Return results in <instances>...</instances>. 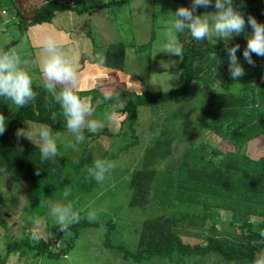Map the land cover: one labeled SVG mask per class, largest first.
<instances>
[{
	"label": "trees",
	"instance_id": "trees-1",
	"mask_svg": "<svg viewBox=\"0 0 264 264\" xmlns=\"http://www.w3.org/2000/svg\"><path fill=\"white\" fill-rule=\"evenodd\" d=\"M125 1L100 4L96 0H83L74 10L80 14L90 13L94 8L109 7L113 3L120 5ZM256 1L234 0V5ZM66 8L70 7H52L48 14L37 11L30 22L22 20L19 37L1 49L10 50L22 40L29 26L50 22L55 11ZM234 45L232 41L208 43L203 47L194 44L184 51L180 61L184 82L170 91H120L109 99L96 91L78 94L92 95L93 102L102 98L103 107L124 98L123 111L128 113V117L123 120L120 132L129 126L133 137L138 138L135 127L140 107H154L187 96L194 81L197 58L215 53L227 54L226 47ZM244 49L240 47L237 55L243 56ZM125 56L126 47L115 44L109 47L101 64L121 70ZM253 60L257 65L253 75L256 82L251 87L233 92L235 80L231 79L223 83L220 90H209L205 94L203 115L197 125L219 137V146L206 142L191 144L177 162L171 163L172 150L175 152L177 147H174L176 137L165 125L145 150L140 166L133 170L130 178L131 206L136 209L150 206L158 213L144 221L134 251L118 246L125 260L147 264H190L191 261H194L192 264H209L200 258L211 257L210 264H253L257 253L264 251V237L261 236L264 233V155L253 158L246 148L249 142L264 137V57L258 58L253 54ZM32 87L35 99L17 109L5 133L0 136V178L7 176L9 184L27 183L24 210L30 213V218L23 220L28 218V225L46 216L55 189L63 184L67 165L58 153L54 158L43 160L39 145L23 138L18 141L16 132L29 122L48 125L53 136L69 132L60 104L44 84ZM118 134L107 128L98 129L95 133L83 130L84 140L89 142ZM94 163L92 153H86L75 162V182L85 193L99 185L88 173ZM222 212L229 215V229L217 225ZM2 224L6 226L4 221ZM21 226L22 237H10L0 264H6L16 252L33 251L35 257L66 256L84 228L105 226L110 230L114 223L79 217V221L66 230L73 233L69 240L63 241L65 231L59 230L57 239L61 245L57 247L58 251H55L52 240H33L32 231L24 224Z\"/></svg>",
	"mask_w": 264,
	"mask_h": 264
},
{
	"label": "rangeland",
	"instance_id": "rangeland-1",
	"mask_svg": "<svg viewBox=\"0 0 264 264\" xmlns=\"http://www.w3.org/2000/svg\"><path fill=\"white\" fill-rule=\"evenodd\" d=\"M118 0H97L104 4ZM180 1L191 0H136V6L139 4L146 6L145 15L149 16L147 24H153L152 35L154 39L151 44L144 48L129 50L128 67L129 70H138L141 77L148 82L151 92H166L178 88L184 82V71L180 67L181 55L174 56L166 48L168 43V28L173 19L171 12L180 7ZM123 10L118 4H111L109 9L115 11L117 16L112 28L117 29L118 35L123 39L134 38L135 22L140 21L143 27V17L137 21L136 18L141 10H137L135 3L132 0L123 2ZM155 16L150 17V12L153 11ZM215 8H201V13H212ZM212 22V15L208 16ZM14 26V24L12 25ZM113 34V33H112ZM182 35L178 39L183 48ZM210 44L229 42L228 39H221L214 32L207 37ZM127 40V41H128ZM231 41V40H230ZM18 47V46H17ZM17 47H12L10 50L16 52ZM239 62L244 67L245 73H253L255 69L248 65L243 56L237 55ZM258 57V56H257ZM263 58V57H258ZM138 59L139 65L136 66L135 61ZM247 78H240L235 81L232 86V91L237 92L240 89L248 88L253 84ZM194 84V83H193ZM208 84H195L190 88L187 96L164 102L154 107L142 106L138 109V122L135 127L138 138L133 137L129 126H125L121 130H116L119 133L113 137H102L96 141L77 142L75 137L70 132H62L55 135L57 143V153L64 158L66 162V175L58 188L55 189L46 216L36 220L40 221L41 238L50 239L57 246L59 244V226L55 218L51 215V208L55 204H71L72 211L77 212L79 217L87 220L103 219L114 223L113 229L108 230L107 227H87L84 228L78 238L75 240L74 246L66 256L60 258L35 257L33 251L16 252L20 255L19 264H147L135 263L132 260H125L122 251L118 246H124L129 250H135L138 245V240L144 221L157 214L156 208H133L131 206L132 191L130 189V178L133 170L140 166L145 150L152 145V142L161 130L169 127L171 132L176 137L174 149L170 157V162L175 163L180 159L184 149L191 144H199L202 142L209 143L213 146L220 145V138L207 132L204 128H199L198 123L204 111V99ZM120 102L114 104L119 105ZM110 108H105L104 113L100 116L103 123L111 130L113 126L106 119L110 114ZM7 118V125L13 119L15 112L3 114ZM29 126H36L34 123H26L23 126V131L27 132ZM1 136V135H0ZM89 142V143H88ZM135 142V143H133ZM88 147L92 151L94 160L111 161L114 167L106 175L103 183H99L92 191L83 192L76 185L77 174L75 171V162L84 154L85 148ZM247 152L253 158H259L264 155V137L257 138L247 144ZM88 150V151H89ZM2 181V179H0ZM21 186L28 189L26 182L22 181ZM18 185V187H21ZM4 183L0 186V199L5 195ZM70 194L65 198L64 192ZM24 193L20 195V206L17 210L12 211L8 205L0 206V257L6 255V244L10 237L19 239L22 237V226L26 225L29 230L33 231L36 223L28 225L25 217H29L30 213L27 210H22L24 204ZM5 199V198H4ZM5 212L8 215H5ZM90 213L95 214V219H90ZM30 218V217H29ZM26 219V218H25ZM6 223V226L2 222ZM229 215L225 212L221 214V220L217 222L219 228L229 229ZM62 240L67 241L73 233L65 231ZM188 241L187 239H185ZM193 242V241H192ZM108 243L109 245H107ZM61 245V244H60ZM59 248L55 247V251ZM14 253V254H16ZM13 255V254H12ZM200 258V257H196ZM194 259V258H192ZM202 262L210 264L211 257L200 258ZM221 261V260H220ZM191 261L190 264H192ZM223 264V262H221ZM6 264H9V259ZM154 264H159L156 262ZM163 264V263H160Z\"/></svg>",
	"mask_w": 264,
	"mask_h": 264
},
{
	"label": "crops",
	"instance_id": "crops-1",
	"mask_svg": "<svg viewBox=\"0 0 264 264\" xmlns=\"http://www.w3.org/2000/svg\"><path fill=\"white\" fill-rule=\"evenodd\" d=\"M82 1L83 0H0V49L19 37L21 32L20 22L22 20L30 22L37 11H40L42 14H48L52 7L69 6L70 8H66V10L55 11L50 22L29 26L24 32L22 40L13 46V48L18 46L15 49V53L20 56V67L28 71L32 76L33 85L44 84L42 65L46 53L42 47V40L46 35H51L57 38L63 51L73 60L78 73V93H90L96 91L103 97L107 94H110V97H113L120 91L142 93L145 90L150 89L148 82L141 77V72L139 73L138 70H129V68L126 69V65L128 67L127 62L129 59V50L131 48L135 50L144 48L148 44H151L154 39L151 29L153 28V24L150 23L148 25V20L144 19L149 17L145 15L146 6L141 7L140 4L139 6H136V0H132L133 3H135L137 10L143 8V11L135 17L136 21L140 17H143V27H141L140 21L135 22L134 38L128 40L125 39L127 37L124 38V36L122 39L118 35L117 29L112 28L115 23V18L113 17L117 16L114 10L111 11L109 7H98L92 9L90 13L80 14L74 9L81 5ZM190 4L191 1H180V7H190ZM234 6L245 14L246 20L248 15H252L258 22L264 23V0H257L253 4H235ZM123 7L124 4L119 6L122 10ZM154 12L153 7V11L149 14L150 17L151 15L152 17L155 16ZM197 14H202L201 8L198 9ZM13 24L14 26H12ZM250 34L251 29L246 28L245 33L238 37H234L231 41L235 44H239L240 47L246 48V38L247 35ZM181 35V40L184 41L182 48L183 52L191 48L194 44H197L198 47H203L209 43L208 38H205L204 40L193 39L187 30ZM115 44H123L126 47L125 64L121 70L106 67L101 64V60L105 57L109 47ZM138 63L139 61L136 59L134 65L138 66ZM256 67L257 65L255 64L253 68L256 69ZM254 73L255 71L253 73L246 72L241 78H247L249 81L254 80V84L256 82V79L253 78ZM231 79L230 73L228 72L227 54H210L205 57H199L195 61L194 84L192 83L191 88L193 85L199 83L208 84L210 88L209 90H220L222 84ZM218 80L221 83H218ZM262 82H264V72L262 75ZM57 90H59V88ZM87 97L91 98L93 108L88 119L99 121L102 125L99 129L107 128L113 132L121 130L123 120L110 122L113 126V130H111L109 127L104 126L106 125L105 122L103 123L100 121L102 120L101 118H105L100 115L104 113L105 108H110V113L124 112V98L119 100V105L103 107L101 106L102 98L93 102L92 95ZM17 109L18 107L10 101H0V111H3L1 112L2 114L16 112ZM39 125L42 124H37V126ZM36 129V126H29L27 132L25 131L24 133L31 135L33 137V142L39 145V138L35 135ZM88 150V147H86L83 156L86 153H92V151ZM0 179H2V181H0V186L2 187L4 183V186L6 187L3 199H0V206L7 204L10 210H17L20 206V195L24 193V204L22 205V210H24L27 190L21 186L22 181L11 182L12 184H9L7 176H2ZM18 185L21 187H18ZM5 215L8 214L5 212ZM34 223H36V221L32 224Z\"/></svg>",
	"mask_w": 264,
	"mask_h": 264
},
{
	"label": "clouds",
	"instance_id": "clouds-1",
	"mask_svg": "<svg viewBox=\"0 0 264 264\" xmlns=\"http://www.w3.org/2000/svg\"><path fill=\"white\" fill-rule=\"evenodd\" d=\"M215 8L212 13L197 14L200 8ZM173 19L168 22V43L166 48L174 56L182 55L183 49L179 43V35L187 30L193 39L204 40L210 33L214 32L221 39L229 41L245 33L246 28L251 29L247 35V46L243 50V59L254 66L253 54L264 57V23H260L252 15L247 16L234 6V0H191L190 7H178L171 12ZM212 15V22L208 16ZM42 47L46 57L42 65V76L44 87L51 93L57 103L60 104L62 114L65 118L68 131L75 137L76 141L83 142V130L87 128L95 133L102 125L99 121L88 119L93 108L91 98L81 96L77 91L78 73L73 60L67 56L60 46L57 38L46 35L42 40ZM228 56V72L233 80H238L245 75L244 67L238 60L237 52L240 45L226 47ZM216 54V53H215ZM20 56L12 50L0 49V101L11 102L18 108L26 106L35 99L33 91V78L28 71L20 67ZM218 83H221L218 80ZM59 88V90H57ZM110 94L105 96L109 99ZM128 117L127 112H112L106 119L110 122L122 121ZM7 118L0 113V135H3L7 128ZM35 135L39 138L41 158L48 160L57 155V138L52 135V129L42 124L37 126ZM17 140L25 138L33 143V137L25 134L23 129L16 132ZM114 167L108 160H97L94 166L88 169V173L98 183H103L106 175ZM70 193L64 192L65 198ZM51 215L55 218L61 232L79 221V214L72 211V205L55 204L51 208ZM90 219H95V214L90 213ZM40 221L32 231V239L39 241L41 238ZM264 237V233H261ZM19 253L9 257V264H19ZM253 264H264V251L257 253Z\"/></svg>",
	"mask_w": 264,
	"mask_h": 264
},
{
	"label": "built area",
	"instance_id": "built-area-1",
	"mask_svg": "<svg viewBox=\"0 0 264 264\" xmlns=\"http://www.w3.org/2000/svg\"><path fill=\"white\" fill-rule=\"evenodd\" d=\"M3 13H5V12H3ZM54 246H56V245L54 244ZM59 246H60V241H59V244L56 247H59Z\"/></svg>",
	"mask_w": 264,
	"mask_h": 264
}]
</instances>
